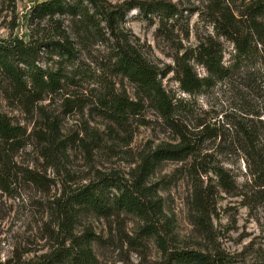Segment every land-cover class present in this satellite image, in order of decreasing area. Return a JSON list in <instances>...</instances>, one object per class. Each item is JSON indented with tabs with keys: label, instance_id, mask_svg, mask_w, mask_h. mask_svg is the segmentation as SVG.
Here are the masks:
<instances>
[{
	"label": "rangeland",
	"instance_id": "obj_1",
	"mask_svg": "<svg viewBox=\"0 0 264 264\" xmlns=\"http://www.w3.org/2000/svg\"><path fill=\"white\" fill-rule=\"evenodd\" d=\"M39 1L42 0H16L14 5L0 0V38L28 40L27 20L31 8ZM109 1L126 8L157 0ZM160 1L176 6V15L165 26L134 8L121 21L120 28L147 60L164 69L174 66L185 49L194 48L212 34L214 10L216 14L219 9L228 8L241 17L257 0ZM259 18L264 23V15ZM14 21L17 25L12 29ZM218 39L228 63L234 53L233 45L225 38ZM110 53L101 44H96L89 53L82 52L79 62L91 74L89 79L66 82L60 91L29 111L7 101L0 88L1 112L26 129V146L16 154L15 166L23 172L38 173L43 181L42 185L29 181L22 173L13 180L10 192L0 190V264H15L47 250L51 241L46 235V225L54 224L48 205L63 187L71 190L111 174L128 179L144 155L178 138L148 103L140 114L130 116L122 125L101 115L95 99V90L99 88L96 83L102 80L104 71L109 75ZM195 69L201 76L207 74L201 65L196 64ZM175 78L171 69L163 83L177 97H185L183 119L190 135L206 128L212 136L199 135L197 140L202 141L196 156L164 162L151 178L162 197L164 213L172 222L169 246L173 250L221 248L235 256V264H256L264 255V194H258L251 186L240 156L215 154V125L242 108L244 96L231 81L191 96L179 89ZM112 79L132 99L137 98L134 84L120 77ZM259 84L264 90V81ZM248 100L264 104V91L261 96L248 93L245 101ZM215 159L231 170L239 186L233 192H224L211 171L205 174L199 170L202 169L199 162L210 168L215 166ZM243 192H248L247 199L241 195ZM142 225L141 218L131 213L109 217L84 214L75 231L91 228L95 232L97 239L92 246L100 264H177L166 259L154 237L141 233Z\"/></svg>",
	"mask_w": 264,
	"mask_h": 264
},
{
	"label": "trees",
	"instance_id": "obj_2",
	"mask_svg": "<svg viewBox=\"0 0 264 264\" xmlns=\"http://www.w3.org/2000/svg\"><path fill=\"white\" fill-rule=\"evenodd\" d=\"M7 1L16 4V0ZM134 8L155 17L163 26L177 13L174 4L160 0L130 4L126 8L109 0H42L30 10L28 40L0 38V88L7 101L29 111L60 91L66 82L89 79L91 74L79 59L82 52L89 53L96 44H101L111 51L107 63L109 75L104 71L102 80L96 83L99 88L95 90V99L101 115L122 125L130 116L140 114L148 103L178 137L175 142L158 145L144 155L128 179L111 174L71 190L63 187L48 205L54 224L46 225V235L51 241L47 250L15 264H100L92 246L97 239L95 232L91 228L82 232L75 229L84 214L109 217L119 213L140 217L141 233L156 239L170 263H236L235 256L221 248L171 249L167 239L172 237V222L164 213L162 197L151 178L164 162L196 156L202 141L197 138L212 136L206 128L190 135L183 119L185 97H177L163 83L171 69L184 94L196 95L220 82L231 81L245 99L248 93L261 96L264 23L259 17L264 15V0L254 2L241 17L228 8H221L216 14L214 10L212 34L194 48L185 49L174 66L164 69L147 60L120 28L121 21ZM16 25L14 21L11 28ZM220 37L233 45L234 53L228 63L224 61ZM196 64L203 66L207 74L199 75ZM113 77L134 84L137 98L132 99L126 90L118 88ZM244 98L242 108L215 125V154L240 156L251 186L261 195L264 194V104ZM26 139V129L14 124L0 110V190L4 192H10L13 180L22 173L29 181L43 184L38 173L23 172L15 166V156L26 146ZM199 163L201 173H214L224 192L231 193L239 187L221 160L215 159V166L210 168ZM241 195L249 197L248 192ZM255 263L264 264V255Z\"/></svg>",
	"mask_w": 264,
	"mask_h": 264
}]
</instances>
